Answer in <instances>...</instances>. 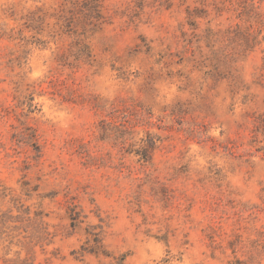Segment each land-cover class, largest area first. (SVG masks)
I'll return each mask as SVG.
<instances>
[{"label":"rangeland","instance_id":"obj_1","mask_svg":"<svg viewBox=\"0 0 264 264\" xmlns=\"http://www.w3.org/2000/svg\"><path fill=\"white\" fill-rule=\"evenodd\" d=\"M0 264H264V0H0Z\"/></svg>","mask_w":264,"mask_h":264},{"label":"trees","instance_id":"obj_2","mask_svg":"<svg viewBox=\"0 0 264 264\" xmlns=\"http://www.w3.org/2000/svg\"><path fill=\"white\" fill-rule=\"evenodd\" d=\"M122 125H120L122 128H123V130H125L126 131V128L128 127V125L127 124H125V123H121ZM145 142L146 143H144V144H142L137 150H135V152L138 154V155H140V157L143 159V160H150V157H151V153H150V151H151V148L153 147V145L151 144L152 142H148V141H146L145 140ZM72 220L73 221H75L76 220V218L75 217H72ZM91 251H93V252H95V253H97L98 252V250H91Z\"/></svg>","mask_w":264,"mask_h":264}]
</instances>
